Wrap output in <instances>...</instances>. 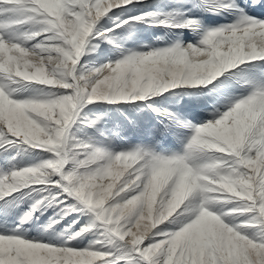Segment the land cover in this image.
I'll return each mask as SVG.
<instances>
[{"label":"snow or ice","instance_id":"1","mask_svg":"<svg viewBox=\"0 0 264 264\" xmlns=\"http://www.w3.org/2000/svg\"><path fill=\"white\" fill-rule=\"evenodd\" d=\"M0 264H264V0H0Z\"/></svg>","mask_w":264,"mask_h":264}]
</instances>
